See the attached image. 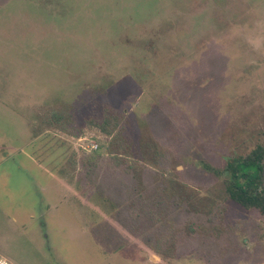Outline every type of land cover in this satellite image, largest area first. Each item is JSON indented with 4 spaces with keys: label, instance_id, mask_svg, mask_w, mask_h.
<instances>
[{
    "label": "rangeland",
    "instance_id": "374dc122",
    "mask_svg": "<svg viewBox=\"0 0 264 264\" xmlns=\"http://www.w3.org/2000/svg\"><path fill=\"white\" fill-rule=\"evenodd\" d=\"M263 140L264 0H0V257L264 264Z\"/></svg>",
    "mask_w": 264,
    "mask_h": 264
},
{
    "label": "trees",
    "instance_id": "16d2710c",
    "mask_svg": "<svg viewBox=\"0 0 264 264\" xmlns=\"http://www.w3.org/2000/svg\"><path fill=\"white\" fill-rule=\"evenodd\" d=\"M204 168L222 176L225 192L233 202L264 215V140L247 154L228 159L222 169L209 164Z\"/></svg>",
    "mask_w": 264,
    "mask_h": 264
},
{
    "label": "built area",
    "instance_id": "2783aa9c",
    "mask_svg": "<svg viewBox=\"0 0 264 264\" xmlns=\"http://www.w3.org/2000/svg\"><path fill=\"white\" fill-rule=\"evenodd\" d=\"M94 146H96V145H94ZM0 264H16V263H14V262L8 260V259L5 258V257H0Z\"/></svg>",
    "mask_w": 264,
    "mask_h": 264
},
{
    "label": "crops",
    "instance_id": "0c3cea01",
    "mask_svg": "<svg viewBox=\"0 0 264 264\" xmlns=\"http://www.w3.org/2000/svg\"><path fill=\"white\" fill-rule=\"evenodd\" d=\"M2 256H4V257H5V254H2ZM2 256H1V257H2Z\"/></svg>",
    "mask_w": 264,
    "mask_h": 264
}]
</instances>
